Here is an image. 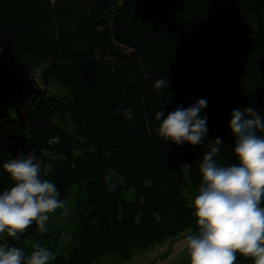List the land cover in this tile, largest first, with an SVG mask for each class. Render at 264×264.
Wrapping results in <instances>:
<instances>
[{"label": "trees", "instance_id": "obj_1", "mask_svg": "<svg viewBox=\"0 0 264 264\" xmlns=\"http://www.w3.org/2000/svg\"><path fill=\"white\" fill-rule=\"evenodd\" d=\"M161 78L168 89H155ZM40 81L67 94L41 91L13 118ZM201 98L204 143L158 135L157 111L166 117ZM249 106L264 115V0H0V191L12 186L3 164L32 149L60 199L78 187V242L51 264L124 259L197 231L187 189H199V165L217 137V161L238 163L229 121ZM36 227L0 234V245L18 247Z\"/></svg>", "mask_w": 264, "mask_h": 264}, {"label": "clouds", "instance_id": "obj_2", "mask_svg": "<svg viewBox=\"0 0 264 264\" xmlns=\"http://www.w3.org/2000/svg\"><path fill=\"white\" fill-rule=\"evenodd\" d=\"M169 83L168 78H161L154 87L168 89ZM206 106L207 100L201 98L187 108L177 107L166 117L162 109L157 111L158 135L178 146L204 143L207 116L200 113ZM122 115L133 118L131 109H123ZM229 127L238 163L225 166L217 161L222 137L213 140L202 157V181L192 203L198 230L185 237L189 264H236L237 254L253 264H264V115L251 106L237 107ZM3 169L12 186L0 191V234L16 238L34 223L40 232H47L50 214L67 206L56 184L42 177L36 150L9 159ZM114 175L110 170L105 176L109 190L116 187L110 183ZM55 259L53 252L39 244L30 253L0 245V264H51Z\"/></svg>", "mask_w": 264, "mask_h": 264}, {"label": "rangeland", "instance_id": "obj_3", "mask_svg": "<svg viewBox=\"0 0 264 264\" xmlns=\"http://www.w3.org/2000/svg\"><path fill=\"white\" fill-rule=\"evenodd\" d=\"M38 88L48 94L52 93L62 96L67 94L66 90L54 81L47 84L40 81L37 84ZM77 190L78 187L73 185L70 195L62 199L65 201L67 207L65 209H58L55 213L50 214L49 221L46 224L47 232H40L36 227L32 233L26 235L21 240L18 247L24 249L26 253H30L33 246L39 244L46 247L56 256L75 246L78 242L76 236V213L78 207L75 199ZM198 190V188L192 185L187 189L186 195L192 202L193 198L198 194ZM122 196L132 199L134 192L132 190H125ZM186 235L187 233L185 232L174 239L166 238L156 242L150 248L135 249L128 258L124 259H118L113 254H106L96 259L94 264H189L185 243ZM237 263L239 262L236 260Z\"/></svg>", "mask_w": 264, "mask_h": 264}, {"label": "water", "instance_id": "obj_4", "mask_svg": "<svg viewBox=\"0 0 264 264\" xmlns=\"http://www.w3.org/2000/svg\"><path fill=\"white\" fill-rule=\"evenodd\" d=\"M40 91L41 89L39 88L36 89L34 93L28 98V104L24 107V109L21 112L15 114L13 118H21L22 116H24L26 112L33 107L34 99L36 98V96L38 95Z\"/></svg>", "mask_w": 264, "mask_h": 264}, {"label": "crops", "instance_id": "obj_5", "mask_svg": "<svg viewBox=\"0 0 264 264\" xmlns=\"http://www.w3.org/2000/svg\"><path fill=\"white\" fill-rule=\"evenodd\" d=\"M173 240V239H172ZM237 264H239V263H237Z\"/></svg>", "mask_w": 264, "mask_h": 264}]
</instances>
